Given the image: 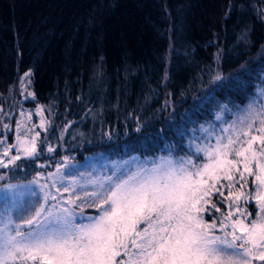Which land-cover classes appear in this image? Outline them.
Masks as SVG:
<instances>
[{"label": "trees", "instance_id": "1", "mask_svg": "<svg viewBox=\"0 0 264 264\" xmlns=\"http://www.w3.org/2000/svg\"><path fill=\"white\" fill-rule=\"evenodd\" d=\"M259 90L264 0H0V143L37 146L10 182L65 157L80 180L161 157L200 163L193 146ZM231 199L214 193L220 211L204 218L219 225Z\"/></svg>", "mask_w": 264, "mask_h": 264}, {"label": "snow or ice", "instance_id": "2", "mask_svg": "<svg viewBox=\"0 0 264 264\" xmlns=\"http://www.w3.org/2000/svg\"><path fill=\"white\" fill-rule=\"evenodd\" d=\"M223 79L217 75L213 82ZM216 86L228 87L225 83ZM244 120L249 121L247 130L237 131L229 125L224 131L232 129L233 135L218 136L215 146H197L196 152L205 154L203 163H194L191 156L179 163L161 157L151 167L135 166L120 175L116 169L111 176L93 181L95 190L85 192V196L98 215L88 217L87 223H76L74 209L65 206L75 204V200H57L45 190L49 186L38 179L29 181L28 186L0 185L4 189L0 197L4 201L0 264H264V105L259 110L250 105L242 124ZM11 147L17 154L7 161L0 159L2 168L19 169L21 152L25 159L37 155L34 140ZM48 150L53 151L51 147ZM3 156H9V149ZM49 177L51 187L61 197L70 190L76 193L79 182L75 178L68 186L57 187V180L63 185L65 179L60 167ZM249 177L253 178L252 190L234 194L235 186L244 189ZM221 179L229 182L227 196L217 187ZM32 185H37L42 195ZM25 192L34 201L18 202ZM214 193L225 200L232 198L229 208L237 205L235 212L243 218L232 219L234 213L229 211L219 225L215 219L206 220L209 204L220 211L211 202ZM242 197L255 198L258 210L254 218L249 219L253 213L238 206ZM75 199L81 197L76 195ZM50 200L57 203L49 204ZM225 221H230L231 231H227ZM217 227L222 235L216 234Z\"/></svg>", "mask_w": 264, "mask_h": 264}, {"label": "rangeland", "instance_id": "3", "mask_svg": "<svg viewBox=\"0 0 264 264\" xmlns=\"http://www.w3.org/2000/svg\"><path fill=\"white\" fill-rule=\"evenodd\" d=\"M257 95L254 99H252V101L250 103H248L247 106H245L238 114H236V116L229 122L228 125H225L223 129L216 130L213 131L212 133L209 134L208 137H206V139L202 142H199L197 145H194L192 149H194V152H196V148L197 146H215L216 142H217V137L218 136H223L225 138H227V136L229 135H233V131L232 129H229L228 132H225L224 129L229 128V125H233L234 128L239 131L241 129L243 130H247V123L249 122L248 120H244V123H241V120L244 119L247 115H248V110H249V106L251 105L252 107L256 108L257 110L260 109L261 105H264V91H257ZM259 125V121H255L254 122V127L252 130L253 134L255 133V127H257ZM242 139H244V137H241ZM35 141L34 137H30L29 139H22V138H18L14 141L13 145H18L20 141L23 142H31V141ZM0 141H2L0 139ZM4 142V141H2ZM226 142V139H225ZM37 148V146H36ZM5 149H9V156L5 157L3 156V152ZM12 151V153L10 154V152ZM17 154V149L13 148V147H4L1 145L0 143V159H3L5 161L8 160V158L12 155ZM199 158L201 157L202 162H205V154L203 152L197 153ZM21 157H23V153H20ZM181 158H186V157H181ZM181 158L179 159H173L171 158L174 162L179 163ZM193 158V157H192ZM160 161V160H159ZM158 161V162H159ZM113 166H121L125 163H121V162H112ZM110 164V163H109ZM57 167H51L49 168V170H45L43 172H41V174L39 176H37V174H35V176H31V180L32 181L34 178L39 180L40 184H47L49 187L47 189H45L46 191H50L53 195L57 196V200H67L69 198L75 200V204L72 205H65L66 207H71L74 209V212L76 214V223H87L88 222V217H92V216H96L98 215V210L95 206H88V204L90 203V198L88 196H85V192H92L95 190V184L93 183V181H97L100 179H103L104 177L107 176H111L113 174V171H105L108 173H105L104 175L101 174H97V175H93L91 176V178L89 179H84V180H80V178H78L79 176H76L74 173L71 174L69 173V169H71L74 166V163H69L68 161L66 162L64 159L62 160V162L60 163H55L53 164ZM63 165H66L65 167H61ZM111 165V164H110ZM133 165V164H132ZM145 164H139V165H134L133 167H130L128 170H134L135 166H142ZM148 167H151L152 164H146ZM44 166V165H42ZM60 167L61 171L64 173L65 179L63 181V185H61L60 181L57 180V187H61V189L64 186H68V184L70 183V181L75 178L79 183L76 186V193L73 194L71 192V190L68 193H63V196L61 197L60 193L56 192L55 188L51 187L52 184V179L49 177L50 173H56L57 172V168ZM13 167H9V168H2L0 167V172H4L3 174H0V176H3L4 179L0 180V185H4V184H17V185H24V186H28V182L29 181H20V182H10L8 181V179L6 178V174L8 173V171L10 169H12ZM241 170H242V166H241ZM101 175V176H100ZM253 179V178H251ZM223 179H221L222 181ZM220 181V182H221ZM209 183H212V181H209ZM224 185H227L229 182L226 180H223ZM32 188H34L38 194L42 195V193L39 192V188L37 185H32ZM249 191L252 190V183L249 186ZM4 195V189L0 188V197H2ZM76 195H79L81 197L80 200H76L75 197ZM221 198V197H220ZM34 197H30L29 194L27 192H25L23 197H18L17 200L18 202H23V201H34ZM223 200V199H222ZM57 203V201H49V204H54ZM10 206V205H9ZM238 206L242 209V210H246L249 213H253L252 217H249V219L254 218L255 216V212L258 210V206L256 204L255 198H253L252 200H246L243 197L240 199ZM3 207H4V201L2 199H0V212L3 211ZM235 207L229 208V204H227L226 206V210L223 211V215L220 217V221L224 219L225 215H227V213L229 211H232L234 213L232 219H236V218H243L240 216L239 213L235 212ZM87 209H89V211H87ZM25 215L27 213H24ZM17 214L14 212V216H16ZM226 224H229V227L227 228V231H231V227H230V221H225ZM217 235H222L223 233L220 231L219 227H217V229L215 230ZM254 264H259L258 261H255Z\"/></svg>", "mask_w": 264, "mask_h": 264}]
</instances>
